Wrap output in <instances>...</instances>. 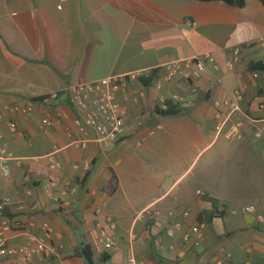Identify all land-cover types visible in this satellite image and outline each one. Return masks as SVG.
<instances>
[{"label":"crops","instance_id":"0c3cea01","mask_svg":"<svg viewBox=\"0 0 264 264\" xmlns=\"http://www.w3.org/2000/svg\"><path fill=\"white\" fill-rule=\"evenodd\" d=\"M261 37L262 0L243 8L199 0H0V145L17 158L9 175L0 166V198L12 202L6 244L23 245L24 228L44 237L48 223L64 246L56 258L27 262L12 254L0 264H90L81 246L91 248V264H264V72L248 69L264 63ZM235 48L240 60L230 70ZM206 53L215 73L167 77L164 64ZM156 67L125 85L138 101L123 102V138L108 149L71 145L78 116L71 87ZM236 89L243 95L231 118L242 122L238 136L217 134L215 115L230 110L224 100ZM50 92L58 99L44 102ZM167 103L176 114L156 112ZM48 113L55 122L43 129ZM51 161L60 167L50 170ZM53 178L75 185L63 198L68 205L44 193ZM177 221L182 228L169 236ZM194 226L200 236L183 240ZM100 227L114 236V249L99 244Z\"/></svg>","mask_w":264,"mask_h":264},{"label":"built area","instance_id":"2783aa9c","mask_svg":"<svg viewBox=\"0 0 264 264\" xmlns=\"http://www.w3.org/2000/svg\"><path fill=\"white\" fill-rule=\"evenodd\" d=\"M261 45H264V37L259 40ZM240 60V48H235L233 54L226 62L227 69H233ZM167 72L168 78H173L175 75H181L189 79L193 75L204 71H212L215 73L218 66L214 58L206 53L203 55H194L189 59L172 61L163 65ZM156 68H146L136 70L122 75L107 76L96 81L86 84L73 86L69 90L70 101L77 111L78 116L74 119V124L77 127L75 137L71 141V145L76 148L85 149L90 143H96L103 149H108L118 142L127 131L126 126V109L123 102L129 99L137 102L138 97L127 93L125 88L129 80L142 79L149 77ZM123 94V99H119V95ZM59 92H50L42 98L44 102L57 100ZM242 91L236 89L230 97L224 100V103L229 106L230 110L227 113L217 112L214 118V129L217 134L224 133L228 137L238 136V129L242 122L231 123L233 112L240 111L239 102L242 100ZM174 100L177 97L173 98ZM264 109V103L261 105ZM17 106L12 108V112H17ZM60 117L61 114H58ZM55 122V117L48 113L41 120V127L48 129ZM160 127V126H159ZM17 158L7 150L4 145H0V166L4 175L10 173V163ZM60 164L56 161H51L49 164L50 170H56ZM77 169V165H73ZM59 188L58 195H53V190ZM44 193L55 200L60 205H68L69 202L63 200L69 194H74L77 189L70 182H60L58 178L46 180L43 183ZM9 197L0 198V217L5 219V209L11 205ZM247 211H252L249 207ZM156 216L159 212L155 213ZM171 214V213H170ZM183 215H187L185 212ZM112 225V223H111ZM11 228L7 223V219L0 222V256H8L17 254L24 261L32 262L35 258L51 259L59 257L63 251V244L54 241L56 236L55 230L48 224H43L44 237H37L31 233L28 228H24L26 242L18 248H12L6 244V231ZM182 228L181 221L173 223V228L167 230L169 236H174L175 230ZM192 234H199V227L194 226L190 232H185L182 235L183 240H188ZM98 242L104 250H112L116 246V240L112 234L106 229L100 227L98 230ZM129 264H135L133 258L129 259Z\"/></svg>","mask_w":264,"mask_h":264},{"label":"trees","instance_id":"16d2710c","mask_svg":"<svg viewBox=\"0 0 264 264\" xmlns=\"http://www.w3.org/2000/svg\"><path fill=\"white\" fill-rule=\"evenodd\" d=\"M199 1H204V2H210V1H223L229 6H236L239 8H243L245 5L246 0H199ZM264 2V0H262ZM248 69L252 72H264V63L261 61H253L250 62L248 65ZM156 112L158 114L162 115H174L177 113L175 105L172 103H167L165 109H160L157 108ZM5 215H8V208L6 207ZM80 251L84 258L87 260L88 263H92V251L89 246H81Z\"/></svg>","mask_w":264,"mask_h":264}]
</instances>
